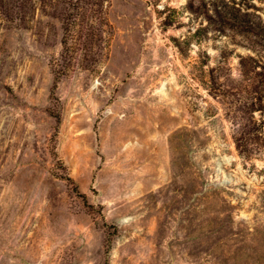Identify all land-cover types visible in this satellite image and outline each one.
I'll use <instances>...</instances> for the list:
<instances>
[{
	"label": "rangeland",
	"instance_id": "1",
	"mask_svg": "<svg viewBox=\"0 0 264 264\" xmlns=\"http://www.w3.org/2000/svg\"><path fill=\"white\" fill-rule=\"evenodd\" d=\"M231 6L108 0L59 76L57 18L0 22V264H264V151L219 95L264 31Z\"/></svg>",
	"mask_w": 264,
	"mask_h": 264
},
{
	"label": "trees",
	"instance_id": "2",
	"mask_svg": "<svg viewBox=\"0 0 264 264\" xmlns=\"http://www.w3.org/2000/svg\"><path fill=\"white\" fill-rule=\"evenodd\" d=\"M107 1L0 0V22L3 25L16 23L29 27L37 11L57 18L63 30L60 59L54 61V72L59 76L69 70L70 61L76 56L90 60L91 55L98 53L99 43L110 27L105 11ZM230 1L234 13L240 14L243 21H254L248 30L263 40L260 33L264 31V0H257L263 3L261 6L256 4V0ZM259 46L264 49V43ZM250 48L255 49L253 46ZM259 56L240 54V73L236 85L223 89L219 94L225 103V115L233 127L236 149L240 155L248 158L264 151V56Z\"/></svg>",
	"mask_w": 264,
	"mask_h": 264
}]
</instances>
